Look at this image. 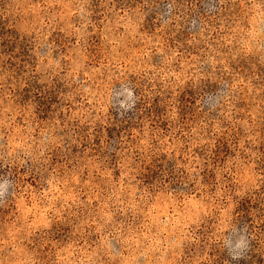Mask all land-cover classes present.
I'll list each match as a JSON object with an SVG mask.
<instances>
[{
  "label": "rangeland",
  "instance_id": "374dc122",
  "mask_svg": "<svg viewBox=\"0 0 264 264\" xmlns=\"http://www.w3.org/2000/svg\"><path fill=\"white\" fill-rule=\"evenodd\" d=\"M5 181L0 264H264V0H0Z\"/></svg>",
  "mask_w": 264,
  "mask_h": 264
},
{
  "label": "clouds",
  "instance_id": "9594fccd",
  "mask_svg": "<svg viewBox=\"0 0 264 264\" xmlns=\"http://www.w3.org/2000/svg\"><path fill=\"white\" fill-rule=\"evenodd\" d=\"M8 182L5 181L0 183V196H3L7 192ZM230 247V254L233 256V259H236L240 256L241 250L247 247V241L243 235H241L238 240L236 241L234 246Z\"/></svg>",
  "mask_w": 264,
  "mask_h": 264
}]
</instances>
